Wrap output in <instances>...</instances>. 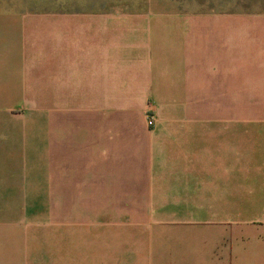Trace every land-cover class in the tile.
Here are the masks:
<instances>
[{
	"label": "crops",
	"instance_id": "obj_1",
	"mask_svg": "<svg viewBox=\"0 0 264 264\" xmlns=\"http://www.w3.org/2000/svg\"><path fill=\"white\" fill-rule=\"evenodd\" d=\"M177 1L3 4L0 264H264V0Z\"/></svg>",
	"mask_w": 264,
	"mask_h": 264
},
{
	"label": "rangeland",
	"instance_id": "obj_2",
	"mask_svg": "<svg viewBox=\"0 0 264 264\" xmlns=\"http://www.w3.org/2000/svg\"><path fill=\"white\" fill-rule=\"evenodd\" d=\"M8 1L11 3L10 5H12V3H14L15 5L17 4H23L25 6H31V5H36L38 7V9H48V4H49V0H0V9H2L3 4H7ZM171 1H175V0H171ZM19 2V3H18ZM176 3H178V1L176 0ZM3 8L5 9L6 6H3Z\"/></svg>",
	"mask_w": 264,
	"mask_h": 264
},
{
	"label": "built area",
	"instance_id": "obj_3",
	"mask_svg": "<svg viewBox=\"0 0 264 264\" xmlns=\"http://www.w3.org/2000/svg\"><path fill=\"white\" fill-rule=\"evenodd\" d=\"M147 118H148L149 125L152 126L156 120V115L153 113H149L147 114Z\"/></svg>",
	"mask_w": 264,
	"mask_h": 264
}]
</instances>
